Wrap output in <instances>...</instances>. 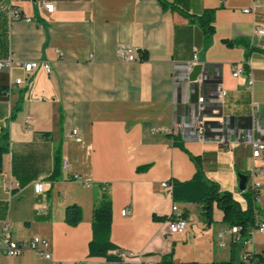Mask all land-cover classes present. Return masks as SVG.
Wrapping results in <instances>:
<instances>
[{"label":"crops","instance_id":"0c3cea01","mask_svg":"<svg viewBox=\"0 0 264 264\" xmlns=\"http://www.w3.org/2000/svg\"><path fill=\"white\" fill-rule=\"evenodd\" d=\"M166 1L192 15L214 9L210 39L197 24L163 9L159 0H0V59L47 62L52 68L49 74L40 67L29 77L16 66L0 71V133L7 130L10 136L0 175V232L8 221L15 240L48 239L60 264H126L89 254L93 208L107 191L112 255L141 253L138 264H154L173 252L179 264H214L232 253L237 258L247 251L264 254V233L254 226L248 241L233 249L217 206L209 224L201 205L174 202L172 188L162 186L192 179L197 171L192 156L200 157L207 179L232 192L245 210L241 193L252 183V172L263 171L257 176L262 188L255 211L264 217V156L253 159L251 147L235 143V136L226 142L184 136L178 124L188 118L189 102L197 95H190L176 76L185 74L197 53L202 65L197 75L218 73L227 91L223 115L235 122L263 119L264 34L256 32L264 29L263 1ZM47 3L54 4L53 11ZM14 10L31 20L15 19ZM226 40L241 43L231 47ZM121 46L133 47L141 59H120ZM237 64L245 72L234 76ZM17 78L24 81L9 91ZM73 129L82 141L71 136ZM58 147L62 174L52 181ZM239 173L249 175L244 190ZM74 174L81 178L73 179ZM38 181L46 187L39 195ZM72 204L83 213L77 225L65 220ZM173 205L189 220L183 233L171 234L168 220L154 218L171 217ZM0 264L52 261L33 250L15 257L0 251Z\"/></svg>","mask_w":264,"mask_h":264},{"label":"built area","instance_id":"2783aa9c","mask_svg":"<svg viewBox=\"0 0 264 264\" xmlns=\"http://www.w3.org/2000/svg\"><path fill=\"white\" fill-rule=\"evenodd\" d=\"M263 5H264V0ZM46 7L49 11L54 10V4L47 3ZM245 11H250L249 8L244 9ZM13 17L15 19H26L31 20L29 17H24L18 10L13 11ZM258 34L263 35L264 29L258 28L256 30ZM118 57L127 61H134L141 59L140 52L130 46H121L118 49ZM15 63V64H14ZM13 66L22 68L29 76H31L34 71L40 67L47 73L52 72L51 65L47 62L40 61H17L15 62L12 58L0 59V71L8 70L11 71ZM197 66H202L198 59L197 53L194 54L191 61L186 64L185 74L176 75L179 82L184 85L188 90L189 94L197 95L196 101L192 103L189 102V110L186 113L187 119L183 120L178 124L180 130L184 136L196 137L198 139H219L222 142H226L230 136H235V143H243L251 147V155L253 159L261 158L264 156V118L254 119L251 118L250 121L246 119H239L234 121L232 117L223 115L224 99L227 96L226 89L223 88L222 82L219 80V74L215 76L210 75L208 70H203L195 78H192L194 69ZM245 72V68H240L239 65L232 66V73L234 76H239ZM254 76L252 73L248 76V86L250 88L254 85ZM24 81L23 78H17L16 81L12 82L8 87L9 91L12 87L20 84ZM191 105V106H190ZM257 108L254 107L256 112ZM30 116L26 118V124L30 120ZM71 136L76 141H82V137L77 129H73ZM66 167V164H65ZM255 171L252 172V183L246 189L255 194L256 202L260 200V190L262 188L261 182L257 180V176L261 174ZM73 179L79 180L81 177L78 174L72 176ZM163 187H171L172 182L165 181L162 183ZM36 194H43L46 190L45 182L38 181L34 185ZM244 190V191H246ZM242 191V195L244 193ZM130 209H123L122 213L127 215ZM172 215L168 220V228L171 234L183 233L189 227V220L183 216V214L178 212L177 205L172 207ZM254 227L260 232L264 233V217H260L255 211V223ZM241 226H232L228 229V234L230 236V242L232 244L246 243L241 234ZM221 237H224L223 235ZM226 244L225 241L221 242V246ZM33 250L40 257L52 261V264H60L53 259V254L51 250V243L48 239L43 237H33L29 241H18L11 237L10 227L8 221H5L1 232H0V251L8 257H15L23 255L25 252ZM121 262L126 264H138L142 259L141 253H133L124 250L117 252ZM244 258V256H243ZM62 264V263H61ZM214 264H220L215 262ZM249 264H264V262L249 263Z\"/></svg>","mask_w":264,"mask_h":264},{"label":"trees","instance_id":"16d2710c","mask_svg":"<svg viewBox=\"0 0 264 264\" xmlns=\"http://www.w3.org/2000/svg\"><path fill=\"white\" fill-rule=\"evenodd\" d=\"M163 9H170L186 18L189 22L197 24L206 39H210L214 33L215 28L213 22L215 20V10L209 9L204 11L202 15H192L166 0H159ZM228 46H235L241 41L226 40ZM18 110V108H16ZM15 115V114H14ZM13 115V117H14ZM10 136L9 132L5 130L0 133V175L3 172V157L9 151ZM196 165L197 171L192 179L179 182L172 181V198L174 202H193L201 205L202 214L209 224L213 222V209L217 206L223 212V222L229 227L241 226V234L245 240L249 236V228L255 223V209L258 208L256 204L255 194L251 191H244V198L247 200V209H243L240 203L230 191L222 190L218 183L210 181L204 174L203 166L200 157L192 156ZM63 158L61 148L58 147L54 155V169L50 175V180H58L62 174ZM186 217V214H183ZM83 218L82 209L76 204L67 206L65 210V220L70 225H77ZM156 220L166 221L170 217L157 216ZM93 223L94 235L89 244V254L94 257H105L110 261L120 260L117 255L109 253L115 245L110 240V230L112 225V201L107 191H104L102 198L97 202L93 208ZM242 245V243L240 244ZM233 249L237 244H232ZM244 258H237L235 253L229 260L219 262L220 264H249L264 262L263 253L246 252ZM154 264H179L173 260V252L162 257L160 262ZM185 264H198L197 262H190Z\"/></svg>","mask_w":264,"mask_h":264},{"label":"water","instance_id":"95a60500","mask_svg":"<svg viewBox=\"0 0 264 264\" xmlns=\"http://www.w3.org/2000/svg\"><path fill=\"white\" fill-rule=\"evenodd\" d=\"M200 67L197 66L192 74V78H195L198 71H199ZM249 179V175L243 174V173H239V181H240V189L244 190L246 188V184L247 181Z\"/></svg>","mask_w":264,"mask_h":264}]
</instances>
